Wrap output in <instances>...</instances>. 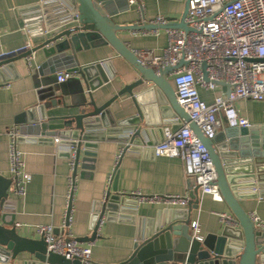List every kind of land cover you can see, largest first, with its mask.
Segmentation results:
<instances>
[{
	"label": "crops",
	"instance_id": "0c3cea01",
	"mask_svg": "<svg viewBox=\"0 0 264 264\" xmlns=\"http://www.w3.org/2000/svg\"><path fill=\"white\" fill-rule=\"evenodd\" d=\"M41 0H0V52H11L23 48L31 38L24 27L25 15L22 13ZM111 13V20L116 25L134 26L136 30H122L118 32L120 39L128 44L133 52L136 50H153L161 54L167 47L168 28H157L158 34L151 33L152 21L157 16L167 20V27L176 24L185 11V0H140L129 5V0H97ZM32 43V42H31ZM34 46V44H33ZM32 66L29 68L26 59L16 60L12 65L0 67V175L12 179L10 168V135L9 130L17 127L20 133L18 149L24 154L25 168L32 179L27 185L24 199L17 200L11 206L15 217V227L20 235L29 239H39V226H53L54 233L63 238H73L81 246H91L92 260L90 264H121L132 255L137 244L145 235L153 232L158 224L188 218L190 222L199 220L201 234L205 237L217 233L225 223L218 214H231L225 201L219 202L204 196L199 199L197 207L187 208L186 212L177 205L166 203L135 204L128 202L129 213H124L127 220L122 222L107 220L99 228L97 221L92 218L93 211L99 205L103 208L107 203L110 177L118 171L119 194L141 193L146 196H187L190 199L189 178L185 174L181 159L174 157H154L147 148L162 138L161 127L145 128V144L128 153L121 155L122 144L117 141L118 135L112 128L95 127L92 148L96 154L95 170L92 177L75 179V192L71 222L65 224L67 212L66 195L68 178L71 173L69 152L57 150L53 142H44L41 136L31 132L33 124L42 121L44 110L40 109L41 101L38 95L42 87L54 86L65 92L62 104L50 106L45 110L49 123H61L62 118L72 116L80 111L78 104L81 94L78 90L81 79L74 73L65 83H60L57 75L70 71L73 67H83L104 63L105 72L110 82L94 93L98 104L113 98L127 85L137 80L138 74L116 54L111 46L100 49L83 51L75 59L46 60L42 52L33 53ZM9 85V87L7 86ZM140 90V89H139ZM138 91V90H137ZM84 92L87 93L84 86ZM204 101L212 102L214 93L199 89ZM235 108L240 115L247 118L252 128H232L221 118L220 129L214 139V145L228 146L231 153L237 157H249L251 161L258 160L264 167V101L255 102L248 99L239 100ZM32 109V111H29ZM23 112H29L28 121L32 125L18 124L16 119ZM115 121L129 118L135 114V108L129 95L123 96L111 107ZM161 116L156 109L152 113L153 124ZM169 121L173 120L169 115ZM164 123L166 122V119ZM144 126V123H142ZM104 135L105 139L99 140ZM138 148V149H137ZM119 167V168H118ZM261 182H256L260 196H253L252 188L240 202L249 215L254 213L264 222V169ZM245 190V189H244ZM245 190V191H246ZM251 190V191H250ZM262 194V195H261ZM191 200V199H190ZM103 202V203H102ZM104 204V205H103ZM103 212V209H102ZM103 214V213H102ZM181 217V218H180ZM130 219V221H129ZM96 226V227H95ZM17 264L24 260H33L23 255Z\"/></svg>",
	"mask_w": 264,
	"mask_h": 264
},
{
	"label": "water",
	"instance_id": "95a60500",
	"mask_svg": "<svg viewBox=\"0 0 264 264\" xmlns=\"http://www.w3.org/2000/svg\"><path fill=\"white\" fill-rule=\"evenodd\" d=\"M72 8V13L78 19L65 27L45 32L42 26V13L39 4L32 5L22 13L25 15L24 26L31 38L33 48L18 55L3 58L0 67L12 65L16 60L26 59L31 54L40 51L46 60L75 59L83 51L100 49L111 46L118 56L126 60L138 74L135 82L122 88L113 98L98 104L94 93L110 82L105 72L104 63L73 67L70 72L76 73L81 79L78 90L81 102L77 105L80 111L72 116L61 119V123H49L45 110L50 106L62 104L65 92L54 86L42 87L38 91L41 101L40 109L44 110L42 121L32 123L28 121L29 112L20 114L18 124L31 127V132L41 136L44 142H53L55 136L69 139V147L74 146L73 179L92 177L95 170L96 154L92 148L95 127L112 128L118 135L116 138L128 153L139 145L145 144V128L161 127L162 124L177 130L182 124L192 129L206 146L217 173V186L222 199L237 221V226L225 224L217 233L204 237L203 241L193 238L190 228V219L171 221L158 224L152 233L145 235L137 244L130 258L121 264H264V232L257 231L251 217L243 209L240 200L247 192L254 188L255 182H261L264 167L260 162L251 161L249 157H237L231 153L228 146L217 148L214 140L208 139L200 128L193 122L186 111L180 106L176 94L170 83V73L174 68L156 71L140 59L128 44L120 39L118 32L122 30H136L138 25L121 26L111 20L110 11L97 0H66ZM189 0H185V11L176 24L163 28H180L188 30L185 19L188 15ZM150 29H157L152 25ZM181 62L180 65H184ZM105 69V70H104ZM84 86L87 93L84 92ZM223 92L229 94V88L224 85ZM140 89V90H139ZM138 90V91H137ZM129 95L135 114L129 118L115 121L111 112L112 105L123 96ZM64 103V101H63ZM158 110L159 120L155 124L151 121L152 113ZM169 115H172L169 121ZM166 119V122L164 123ZM144 123V126L142 125ZM163 127V125H162ZM161 127V129H162ZM247 129V128H244ZM162 132V131H161ZM105 139L102 135L99 140ZM138 149V148H137ZM151 154H153L151 152ZM119 168V167H118ZM118 171L114 173L112 187L107 193L105 211L117 212L126 201L119 194ZM190 207L198 206V189L193 178H189ZM12 179L0 175V264H17L23 255L30 256L38 264H82L79 259L68 260L64 256L48 252L47 243L43 238L29 239L20 235L15 227L13 212H4L5 202L9 198ZM246 191H245V190ZM245 191V192H244ZM74 195V194H73ZM72 195V199H73ZM260 196V194H256ZM255 195V196H256ZM262 195V194H261ZM254 196V194H253ZM262 197V196H260ZM69 206L66 216V226L69 227V218L73 202ZM243 246L242 250L240 247ZM33 260H24L23 264H33Z\"/></svg>",
	"mask_w": 264,
	"mask_h": 264
},
{
	"label": "built area",
	"instance_id": "2783aa9c",
	"mask_svg": "<svg viewBox=\"0 0 264 264\" xmlns=\"http://www.w3.org/2000/svg\"><path fill=\"white\" fill-rule=\"evenodd\" d=\"M136 1L140 0H129L128 3L133 5ZM38 4L45 32L61 29L78 19V15L72 13V8L66 0H41ZM188 5V15L185 19L188 30L168 28L166 30L168 45L161 54H156L153 50H136L134 54L156 71L174 68L169 75L174 94L183 110L208 139L216 138L221 118L232 128H252L249 120L241 116L235 108V103L243 99L260 103L264 101V0H189ZM151 24L158 27L168 25L163 16H157ZM150 32L158 34L157 29ZM32 48L33 44L28 42L23 48L0 52V61L30 51ZM32 59L33 54L26 58L29 68L32 66ZM181 62L185 64L180 65ZM73 74L66 71L57 75V79L60 83H65ZM220 85L227 86L229 94L223 92ZM199 89L214 93L212 102L204 101ZM8 133L12 184L4 212L11 211L13 203L25 198L27 185L32 179L25 168L24 154L18 149L19 130L14 127ZM69 141L61 136L53 138L57 150L69 152L71 173L67 184L65 224L76 187L73 179L76 151L74 146L69 147ZM121 148L122 155L125 149L123 146ZM147 148L154 157L181 159L186 176L193 178L195 182L198 197L211 196L215 201H224L216 184L217 173L210 154L200 138L187 125L182 124L177 130L163 126L162 138ZM112 181L111 176L109 179L111 186ZM252 190L254 195L259 193L256 182ZM121 196L126 203L122 204L119 211H105L102 214L101 205L93 211L92 218L94 222L97 221L98 228L107 220L120 222L127 220L124 213H129L127 207L129 201L137 205L140 203L177 205L183 212L187 211L191 201L189 197L181 195L146 196L133 193ZM218 216L227 225L234 227L238 225L232 214L222 213ZM249 216L256 230L264 232V222L259 216L254 213ZM190 228L193 238L203 241L199 220L190 222ZM37 232L47 243L48 252L62 255L68 260L79 259L82 264H90L92 260L90 245L84 247L73 238L57 236L53 226H39ZM242 248L243 246L240 247L241 250Z\"/></svg>",
	"mask_w": 264,
	"mask_h": 264
}]
</instances>
